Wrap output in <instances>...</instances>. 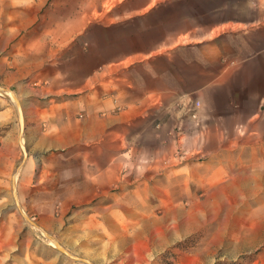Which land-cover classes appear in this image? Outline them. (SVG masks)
Masks as SVG:
<instances>
[{
  "label": "crops",
  "instance_id": "crops-1",
  "mask_svg": "<svg viewBox=\"0 0 264 264\" xmlns=\"http://www.w3.org/2000/svg\"><path fill=\"white\" fill-rule=\"evenodd\" d=\"M46 1L0 0L2 210L11 188H169L199 164L207 188H264V7Z\"/></svg>",
  "mask_w": 264,
  "mask_h": 264
},
{
  "label": "rangeland",
  "instance_id": "rangeland-1",
  "mask_svg": "<svg viewBox=\"0 0 264 264\" xmlns=\"http://www.w3.org/2000/svg\"><path fill=\"white\" fill-rule=\"evenodd\" d=\"M123 1L46 3L91 12ZM212 3L151 0L150 7L168 19L204 18ZM196 167L195 177L169 174V188H11L0 208V264H88L63 249L93 264H264V188H207L205 165Z\"/></svg>",
  "mask_w": 264,
  "mask_h": 264
},
{
  "label": "water",
  "instance_id": "water-1",
  "mask_svg": "<svg viewBox=\"0 0 264 264\" xmlns=\"http://www.w3.org/2000/svg\"><path fill=\"white\" fill-rule=\"evenodd\" d=\"M66 254H68L69 256L73 257L74 259H77V260H82V261H85L87 262L88 264H93L89 259L87 258H83V257H77V256H73L71 255L68 251H66L65 249H63Z\"/></svg>",
  "mask_w": 264,
  "mask_h": 264
},
{
  "label": "built area",
  "instance_id": "built-area-1",
  "mask_svg": "<svg viewBox=\"0 0 264 264\" xmlns=\"http://www.w3.org/2000/svg\"><path fill=\"white\" fill-rule=\"evenodd\" d=\"M195 105L198 106L199 102L196 101ZM184 155H186V153H184L181 149H178V157H179L180 160H181V157H183Z\"/></svg>",
  "mask_w": 264,
  "mask_h": 264
}]
</instances>
